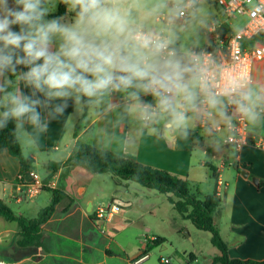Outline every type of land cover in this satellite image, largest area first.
<instances>
[{
    "label": "clouds",
    "instance_id": "9594fccd",
    "mask_svg": "<svg viewBox=\"0 0 264 264\" xmlns=\"http://www.w3.org/2000/svg\"><path fill=\"white\" fill-rule=\"evenodd\" d=\"M209 15L208 0H0V132L27 158L53 121L67 131L121 100L138 123L124 147L199 128L219 149L241 120L264 129V81L199 44Z\"/></svg>",
    "mask_w": 264,
    "mask_h": 264
},
{
    "label": "crops",
    "instance_id": "0c3cea01",
    "mask_svg": "<svg viewBox=\"0 0 264 264\" xmlns=\"http://www.w3.org/2000/svg\"><path fill=\"white\" fill-rule=\"evenodd\" d=\"M209 12L208 22L213 20L218 24L222 23L223 17L220 8L210 5ZM224 28L227 31L231 30L229 27ZM219 33L225 34L226 32L219 29ZM215 38L216 36L213 37V35L206 37V39H211V42L204 46L214 43ZM67 112L72 113L73 108L69 107ZM80 118L79 116L74 117V126L67 131L61 122L53 121L48 132L41 138L39 150L28 156L34 160L33 165L37 164L40 157H47L45 163L48 173L46 176L40 177L42 181L51 172L49 164L66 162L78 142L91 144L98 149L112 151L125 158L169 171L187 178L193 183V189L200 194L212 195L221 199L220 209L215 212L216 217L213 216V218L220 226L230 258L264 260V152L250 146L244 147L240 151L224 145L218 149L206 140L199 128L187 140L179 138L165 140L145 135L138 137L134 146L124 147L117 144L115 140L133 136L137 131L138 123L134 116L124 115V101L122 100L111 110L89 113L86 122L81 124L80 130L75 136V126ZM263 131L264 129H257L251 133L259 134ZM194 135L199 139L197 144L193 142ZM113 137L115 139L111 145L104 143L106 139ZM61 146L63 147V156L57 160L55 157ZM196 147L214 154L221 161L219 166L206 161L200 164L201 168L204 166L211 170V178L214 179V190L211 194H204L199 188L202 182L207 181L209 175L207 171H201L192 161V150ZM227 162L228 166H225L224 164ZM33 165L30 172L21 176L19 160L10 155L8 151L0 154V200L11 208L24 204L23 211L28 213L34 210L33 207H28L34 200L35 210L39 213L42 208L37 202H40L45 190H41L34 198H30L26 194V186L32 182L33 175L37 174ZM235 165H238V169H235ZM241 171H246L248 177H243ZM94 175L82 167L61 166L48 184L50 188H58L67 195L58 204L56 212L59 206L67 201L64 210L72 211V216L87 217L88 212L90 214L94 207L93 201L98 196V190L93 191L91 188ZM17 178L20 180H16ZM219 178L224 185H218ZM253 178L258 179V186L253 183ZM117 199L120 198L113 194L111 201ZM51 200L46 198L44 203L48 205ZM90 204L92 206L88 210ZM128 206H131V203L125 205L124 208ZM55 214L49 221L53 220ZM0 224H4L6 231L12 228L8 225L12 223L3 219H0ZM218 255L220 252L216 253L215 257ZM190 260L198 262V257L191 254ZM213 260L211 264H213Z\"/></svg>",
    "mask_w": 264,
    "mask_h": 264
},
{
    "label": "rangeland",
    "instance_id": "374dc122",
    "mask_svg": "<svg viewBox=\"0 0 264 264\" xmlns=\"http://www.w3.org/2000/svg\"><path fill=\"white\" fill-rule=\"evenodd\" d=\"M210 5L218 7L213 0H208V8ZM211 22L213 20L199 30L200 46L211 42V39H206L212 35L209 32ZM221 22L226 24L225 27L237 31L235 29H241L247 19L239 17L226 22L223 18ZM252 77L264 81V59L254 63ZM62 150L61 146L55 157L57 160L62 158ZM46 160L47 157L42 156L33 165L40 177L48 173ZM192 161L209 175L207 181L199 185L200 190L204 194L213 193L214 179L211 178V170L204 166L201 168L200 164L206 161L219 166L220 158L196 147L192 150ZM224 165L228 166V162ZM91 188L93 191L98 190L94 206L111 202L113 194L123 202L131 203V206L121 209L111 222L96 224L90 220L92 213L88 212L87 217L72 216V211L64 210L67 203L65 201L59 206L53 220L43 228V248H20L16 243L18 225L8 224L12 228L6 231L4 224H0V254L12 261L4 263L0 260V264H163L161 259H168L170 264H211L215 254L219 253L211 244L209 232L196 229L189 220L177 213L173 204L168 201L173 196L159 194L140 184L116 178L110 173L95 174ZM192 190L194 191L193 188ZM46 198L51 200L50 191H44L40 202H37L41 208L50 204L44 203ZM34 205L33 200L28 207H33L34 210L29 213L23 211L24 204L12 206V209L19 215L35 218L39 213ZM212 215L216 217V213ZM155 236L162 237L165 241L161 244L154 243ZM145 254L146 259L135 262ZM191 254L198 257V262L190 260Z\"/></svg>",
    "mask_w": 264,
    "mask_h": 264
},
{
    "label": "trees",
    "instance_id": "16d2710c",
    "mask_svg": "<svg viewBox=\"0 0 264 264\" xmlns=\"http://www.w3.org/2000/svg\"><path fill=\"white\" fill-rule=\"evenodd\" d=\"M59 12H64L62 5ZM256 42L257 38L243 41V44L253 46ZM83 120L84 117H81L76 124L74 130L75 136H77L82 124L81 121ZM10 131L11 125L8 130L0 132V154L8 151L10 155L17 158L21 164V176H23L31 171L34 160L30 157L25 158L21 154L19 145L14 143L12 137L9 135ZM193 140L194 143L199 141L195 135L193 136ZM61 166L82 167L91 174L110 173L121 180L131 181L154 190L159 194L162 193L166 196L175 197L177 200L169 197L168 201L173 204L177 213L184 219L189 220L196 229L210 233L211 244L220 252V255L214 258L213 264H264V260L230 258L227 243L221 235L220 226L212 215L220 209L221 199L216 196L202 195L198 191H193L192 183L185 177L125 158L112 151L101 150L91 144L80 142L76 143L66 162L49 164L51 172L43 180V183L49 184ZM16 180L20 179L17 178ZM42 190L50 191L52 193V200L48 206L41 209L35 218H28L17 214L8 204L0 200V219L18 225L19 231L16 243L20 248H43V228L55 214L58 204L67 197L58 188L45 186ZM121 209H124V207H121ZM90 220L95 222L93 214L90 216ZM164 241V238L156 237L154 243L161 244ZM146 256L147 254L143 257ZM0 260L4 263L12 262L1 254Z\"/></svg>",
    "mask_w": 264,
    "mask_h": 264
},
{
    "label": "built area",
    "instance_id": "2783aa9c",
    "mask_svg": "<svg viewBox=\"0 0 264 264\" xmlns=\"http://www.w3.org/2000/svg\"><path fill=\"white\" fill-rule=\"evenodd\" d=\"M222 11V17L229 22L231 19L245 17L247 22L238 31H227L225 23L218 24L211 22L209 32L216 36L214 43L204 46L210 52H213L219 59L243 66L245 72L252 76L253 65L256 61L264 59V0H213ZM219 29L225 30V34H220ZM257 38V42L250 46L243 44V41H250ZM149 99H151L149 97ZM227 140V137L224 138ZM224 146L240 151L242 148L250 146L264 152V131L256 134L247 130L244 122L241 120L239 130L235 138ZM218 185L224 183L221 178L218 179ZM44 184L38 174H34L32 182L28 184L27 196L34 198L40 193ZM121 210V206L115 201L109 203H99L95 205L90 213L93 214L95 223H109ZM105 229V228H103ZM155 240V239H154ZM146 257L135 261L139 263ZM163 264H170L168 259H161Z\"/></svg>",
    "mask_w": 264,
    "mask_h": 264
},
{
    "label": "water",
    "instance_id": "95a60500",
    "mask_svg": "<svg viewBox=\"0 0 264 264\" xmlns=\"http://www.w3.org/2000/svg\"><path fill=\"white\" fill-rule=\"evenodd\" d=\"M235 169H238V165H235ZM241 174L243 177H248V173L246 171H241ZM252 181L256 186H258L259 183H258L257 178H253ZM115 202L118 203L121 207H124L125 205H129V203H125L120 199H117ZM91 206H92V204L89 205L88 210L91 209Z\"/></svg>",
    "mask_w": 264,
    "mask_h": 264
}]
</instances>
